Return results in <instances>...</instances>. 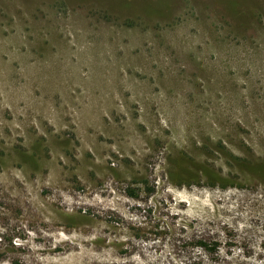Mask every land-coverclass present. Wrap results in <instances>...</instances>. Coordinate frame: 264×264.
<instances>
[{
  "label": "rangeland",
  "instance_id": "rangeland-1",
  "mask_svg": "<svg viewBox=\"0 0 264 264\" xmlns=\"http://www.w3.org/2000/svg\"><path fill=\"white\" fill-rule=\"evenodd\" d=\"M0 264H264V0H0Z\"/></svg>",
  "mask_w": 264,
  "mask_h": 264
},
{
  "label": "trees",
  "instance_id": "trees-1",
  "mask_svg": "<svg viewBox=\"0 0 264 264\" xmlns=\"http://www.w3.org/2000/svg\"><path fill=\"white\" fill-rule=\"evenodd\" d=\"M256 170H258V171H259L260 169H256Z\"/></svg>",
  "mask_w": 264,
  "mask_h": 264
}]
</instances>
